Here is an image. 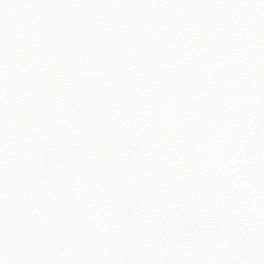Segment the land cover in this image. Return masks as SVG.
<instances>
[{
  "label": "snow or ice",
  "instance_id": "snow-or-ice-1",
  "mask_svg": "<svg viewBox=\"0 0 264 264\" xmlns=\"http://www.w3.org/2000/svg\"><path fill=\"white\" fill-rule=\"evenodd\" d=\"M0 264H264V0H0Z\"/></svg>",
  "mask_w": 264,
  "mask_h": 264
}]
</instances>
